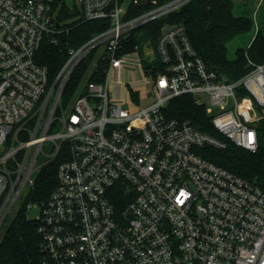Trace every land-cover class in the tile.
I'll return each instance as SVG.
<instances>
[{
  "label": "built area",
  "instance_id": "1",
  "mask_svg": "<svg viewBox=\"0 0 264 264\" xmlns=\"http://www.w3.org/2000/svg\"><path fill=\"white\" fill-rule=\"evenodd\" d=\"M189 1L152 0L130 16L140 0H73L84 20L110 24L69 47L52 76L38 54L63 33L56 0H0V228L34 185L45 145L43 165L64 156L49 198L27 205L28 213L39 208L44 264H264V183L198 152L231 143L259 150L264 63L249 61L245 74L228 80L205 63L182 24H164L156 43L127 49L136 29ZM82 61H89L85 80L65 105ZM128 64L153 98L134 113L111 95L112 73ZM101 70L103 79L93 80ZM127 91L140 99L138 88ZM184 95L206 105L222 137L167 115Z\"/></svg>",
  "mask_w": 264,
  "mask_h": 264
},
{
  "label": "trees",
  "instance_id": "2",
  "mask_svg": "<svg viewBox=\"0 0 264 264\" xmlns=\"http://www.w3.org/2000/svg\"><path fill=\"white\" fill-rule=\"evenodd\" d=\"M157 1L165 3L170 0ZM151 2L152 0H140L129 15L148 9ZM55 9L63 33L60 34L58 43L44 41L38 54V60L49 68L52 76L67 59L69 47H79L96 33L106 30L110 24L108 20H84L80 16L79 7H70L66 0H56ZM234 9V0H190L179 9L136 29L127 43V49H133L135 45L148 39L156 43L164 24H182L186 27L193 47L205 63L228 80L237 79L250 69L249 61L264 63V32L258 30L250 45L238 48L236 55L230 58L227 42L237 34L251 31L254 26L252 18L236 15ZM101 65V68L106 67L107 62ZM88 68L89 61H82L74 70L63 93L65 105L77 95ZM103 76L105 73L101 70L92 79L100 80ZM165 111L170 118L188 121L202 132L222 137L214 127L206 105L199 103L192 95L173 98ZM259 130L261 143L257 152L247 151L233 143L225 149L206 146L198 152L244 178L264 183V124ZM63 160L61 152L57 158L43 165L26 198L18 204L0 241V264H44L42 238L37 231L38 220L29 217L27 205L31 202L43 203L49 198L58 183V170Z\"/></svg>",
  "mask_w": 264,
  "mask_h": 264
},
{
  "label": "rangeland",
  "instance_id": "3",
  "mask_svg": "<svg viewBox=\"0 0 264 264\" xmlns=\"http://www.w3.org/2000/svg\"><path fill=\"white\" fill-rule=\"evenodd\" d=\"M67 2L70 7H74L73 0H67ZM234 3V13L236 15L249 16L250 18H252L254 26L251 31L237 34L229 42H227L228 55L230 58H233L236 55V51L238 48H247L258 30H262L264 32V0H234ZM143 77L144 75L137 68L129 64L125 65L119 71H114L111 75L110 85L112 98L118 100L119 102H123V107L131 113L137 112L141 108L151 104L153 101V98L148 96L147 92L145 91L146 87L142 86ZM129 87H135L141 90L140 99L134 101L129 97L127 91ZM59 130L60 128H58L57 131ZM44 152L46 155L41 154L37 160L36 170L32 176L33 178H35L42 165L49 159L48 155L51 152L49 142L45 145ZM29 190L30 185L28 184L22 190V194L19 198L21 199L20 201L26 198ZM15 211L16 208L13 207L7 217V220L0 228V241L3 238L6 229L10 224V221L14 216ZM38 215L39 208L33 207L29 210L30 218H37Z\"/></svg>",
  "mask_w": 264,
  "mask_h": 264
}]
</instances>
